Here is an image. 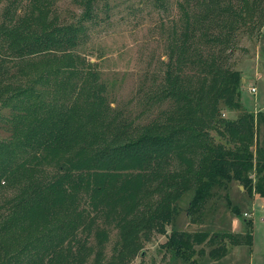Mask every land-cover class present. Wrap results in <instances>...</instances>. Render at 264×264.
Masks as SVG:
<instances>
[{
	"label": "trees",
	"instance_id": "trees-1",
	"mask_svg": "<svg viewBox=\"0 0 264 264\" xmlns=\"http://www.w3.org/2000/svg\"><path fill=\"white\" fill-rule=\"evenodd\" d=\"M79 2L80 17L62 22L53 0H0V121L9 132L0 139V264H129L167 233L187 191L190 220L232 182L264 199V143L241 107L232 60L239 33L264 26V0H178L177 16L160 24V67L123 106L80 51L88 24L110 16L108 0ZM224 108L238 113L224 117ZM225 201L241 214L227 193ZM243 220V233L173 228L162 246L188 260L206 243L218 259L228 242L251 245L252 220Z\"/></svg>",
	"mask_w": 264,
	"mask_h": 264
},
{
	"label": "rangeland",
	"instance_id": "rangeland-1",
	"mask_svg": "<svg viewBox=\"0 0 264 264\" xmlns=\"http://www.w3.org/2000/svg\"><path fill=\"white\" fill-rule=\"evenodd\" d=\"M53 8L62 22L77 20L83 6L79 0H53ZM108 0L110 16L99 25L88 24L85 35L80 39V51L87 58L97 61L102 76L113 82L117 106L130 105L139 79L146 73L157 70L164 59L165 30L170 20L177 16L178 0ZM2 4H0V13ZM86 26V22H83ZM162 28V27H161ZM235 67L242 72L239 100L244 110L256 117V133L259 142L264 143V26L252 34L240 32L237 49L232 55ZM254 87L255 91L250 88ZM238 111L223 109L224 117H235ZM0 121V139L9 135L7 126ZM238 182L218 189L205 204L201 219L190 220L186 210L193 191L185 192L178 201L179 213L166 226L167 233L173 228L195 231L227 230L245 232L246 221L252 220L251 245L227 243L226 254L218 259L209 256L211 246L206 243L195 245L196 253L188 260L177 256L175 251L162 244L167 235L155 233L129 264H264V199L252 200ZM239 207L235 216L226 204L225 194ZM116 237L115 230L107 245V252ZM202 249V250H201ZM187 254V253H186ZM87 264H91L89 261Z\"/></svg>",
	"mask_w": 264,
	"mask_h": 264
},
{
	"label": "built area",
	"instance_id": "built-area-1",
	"mask_svg": "<svg viewBox=\"0 0 264 264\" xmlns=\"http://www.w3.org/2000/svg\"><path fill=\"white\" fill-rule=\"evenodd\" d=\"M250 90L254 92L255 91V88L254 87H251Z\"/></svg>",
	"mask_w": 264,
	"mask_h": 264
},
{
	"label": "crops",
	"instance_id": "crops-1",
	"mask_svg": "<svg viewBox=\"0 0 264 264\" xmlns=\"http://www.w3.org/2000/svg\"><path fill=\"white\" fill-rule=\"evenodd\" d=\"M242 79H243V78H242ZM239 186H240V185H239ZM259 198H260V197H259ZM253 199H254V200H257V197H254ZM253 199H252V200H253ZM254 200H253V201H254Z\"/></svg>",
	"mask_w": 264,
	"mask_h": 264
},
{
	"label": "water",
	"instance_id": "water-1",
	"mask_svg": "<svg viewBox=\"0 0 264 264\" xmlns=\"http://www.w3.org/2000/svg\"><path fill=\"white\" fill-rule=\"evenodd\" d=\"M241 81H243V79H241Z\"/></svg>",
	"mask_w": 264,
	"mask_h": 264
}]
</instances>
